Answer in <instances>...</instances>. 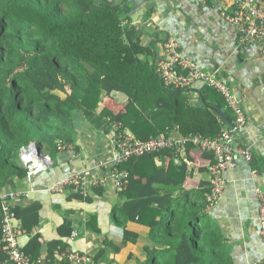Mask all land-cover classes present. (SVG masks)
<instances>
[{
    "label": "trees",
    "instance_id": "16d2710c",
    "mask_svg": "<svg viewBox=\"0 0 264 264\" xmlns=\"http://www.w3.org/2000/svg\"><path fill=\"white\" fill-rule=\"evenodd\" d=\"M142 35L120 9L99 0H0V191L24 179L19 152L31 143L40 153L56 155L61 143L72 148L64 153L78 155L80 116L105 133L120 122L143 141L172 132L211 139L220 134L224 126L215 114L198 100L189 102L183 90L162 86L154 51L142 44ZM200 92L205 102L232 120L217 92L207 87ZM112 93L126 96L125 104L110 102ZM194 149L186 144L184 152ZM201 153L214 163L212 154ZM177 157L178 151L170 149L118 166L128 173L127 185L117 193L111 220L123 235L119 243L104 240L94 263L106 253L135 245V225L146 230L154 247L142 248L143 260L130 254L128 264H230L218 226L209 216L210 184L185 187L190 173L185 162L175 163ZM100 188L92 195H101ZM39 210L36 203L13 208L22 233L38 226ZM95 220L91 215L90 222ZM90 231L100 233L96 227ZM71 233L69 229L68 236ZM1 236L0 227V264L7 259ZM65 249L54 242L43 259L33 250L23 251L32 260L52 263L54 251Z\"/></svg>",
    "mask_w": 264,
    "mask_h": 264
},
{
    "label": "crops",
    "instance_id": "0c3cea01",
    "mask_svg": "<svg viewBox=\"0 0 264 264\" xmlns=\"http://www.w3.org/2000/svg\"><path fill=\"white\" fill-rule=\"evenodd\" d=\"M222 8L221 0H208L204 4L198 0H147L139 14L130 19L132 24L137 22L143 32L142 44L154 51L155 62L162 55L166 35L170 34L179 42L184 57L202 71L219 69L240 102L246 124L235 136V146L240 150L249 148L252 160L248 162L240 153L236 155V167L224 171L223 193L208 212L218 226L230 264H264V242L259 237L258 203L254 194L256 185L264 189V55L254 46L238 45L236 30L224 19ZM146 12H150L149 17H144ZM202 87L196 84L193 88L200 91ZM187 96L189 102L198 100L192 93ZM117 97L122 104L127 101L123 94L113 96L115 99ZM119 101L110 102L116 105ZM109 107L114 110L111 105ZM231 117L233 122L232 113ZM175 133L170 135L178 139ZM112 137V131L105 133L96 130L80 116L75 143L79 148L78 155L43 152L42 155L51 161L45 171L29 182L23 179L16 182L14 188L0 191L4 193L13 189L26 193L28 197L23 196L16 201V207L23 208L31 203L40 206L38 226L31 233H21L19 236L22 249L33 250L43 259L50 244L59 241L69 251L85 253L93 258L104 248V240L114 243L121 241L123 231L111 220V209L116 203L117 193L109 181L99 187L103 190L101 195H92L95 189L89 192L88 197L92 198L90 203L73 191H48L53 182L68 174H64L58 166V155H66L71 173L88 168L91 160L109 156ZM159 160L157 163L161 164ZM180 162L186 163L190 173L185 187L198 189L200 182H209L212 158L203 157L197 149L186 155L183 149L178 151L175 159V163ZM252 171L257 172L254 178ZM91 215L96 218L93 223L90 222ZM93 227L100 233L90 231ZM68 228L72 232L70 236ZM134 231L138 234L135 245L118 254L106 253L103 259L94 264H107L106 260L114 264H128L130 254L131 259H145L142 248L154 245L143 227L134 225Z\"/></svg>",
    "mask_w": 264,
    "mask_h": 264
},
{
    "label": "built area",
    "instance_id": "2783aa9c",
    "mask_svg": "<svg viewBox=\"0 0 264 264\" xmlns=\"http://www.w3.org/2000/svg\"><path fill=\"white\" fill-rule=\"evenodd\" d=\"M205 3L208 0H198ZM222 15L236 30L240 47L254 46L264 55V2L260 0H221ZM137 22H135V25ZM162 55L155 62V71L162 86L170 90H187L196 84H201L217 92L224 100L227 108L233 114V131L225 127L216 138H207L200 134L174 138L171 135H159L148 140L136 138L129 130L122 129L120 122L112 123V145L109 156L94 159L90 167L70 172L56 180L49 187V192H76L83 199L89 192L97 189L108 181L116 193L123 191L127 185L128 173L121 171L118 166L133 158H139L158 151L176 149L183 150L186 144H191L197 150L212 154L214 163L209 168L210 192L206 197L209 207L213 206L221 197L225 179L223 173L236 167V155L240 153L248 162L252 160L249 148L240 150L235 146L234 132L245 128L246 118L240 102L235 98L229 84L221 76L220 70L212 72L202 71L193 61L184 57L180 44L170 34H167L162 44ZM224 126V125H223ZM60 153L72 150L71 146L61 143L57 145ZM19 160L25 169L24 180L31 181L35 176L45 171L50 165V158L40 153L38 146L31 143L21 148ZM158 161V160H157ZM156 161V162H157ZM257 176L256 171L251 172ZM254 194L258 203L259 237L264 242V189L254 187ZM28 197L26 193L10 189L0 194L1 210V243L6 251L7 259L2 264H94L93 258L85 253H77L65 249L55 250L54 262L32 260L24 253L19 244L22 233L17 227V219L13 212L15 202Z\"/></svg>",
    "mask_w": 264,
    "mask_h": 264
},
{
    "label": "water",
    "instance_id": "95a60500",
    "mask_svg": "<svg viewBox=\"0 0 264 264\" xmlns=\"http://www.w3.org/2000/svg\"><path fill=\"white\" fill-rule=\"evenodd\" d=\"M109 4L112 8L120 9L125 16H137L140 12V9L147 0H99ZM155 62V56L153 58V63ZM155 67V66H154ZM185 93H192L195 99H198L199 103L211 111L216 117L223 123L224 127L229 131H233L234 124L232 120L226 115V113L216 105L209 104L204 101L202 94L198 89L190 88L184 91ZM116 93H112L113 97ZM239 132H234L236 136ZM178 138H180L179 133H175ZM57 164L64 174H67L71 171L70 165L68 164V158L65 154L58 155ZM17 224V222H16Z\"/></svg>",
    "mask_w": 264,
    "mask_h": 264
},
{
    "label": "rangeland",
    "instance_id": "374dc122",
    "mask_svg": "<svg viewBox=\"0 0 264 264\" xmlns=\"http://www.w3.org/2000/svg\"><path fill=\"white\" fill-rule=\"evenodd\" d=\"M129 17V16H128ZM130 18V17H129ZM113 100H115V101H119V99H118V97L115 99V98H113ZM118 105H123L120 101H119V103H118ZM50 154H51V152L50 151H48Z\"/></svg>",
    "mask_w": 264,
    "mask_h": 264
}]
</instances>
